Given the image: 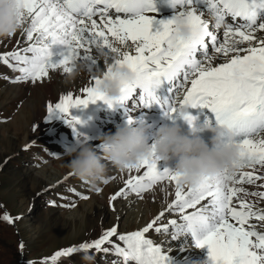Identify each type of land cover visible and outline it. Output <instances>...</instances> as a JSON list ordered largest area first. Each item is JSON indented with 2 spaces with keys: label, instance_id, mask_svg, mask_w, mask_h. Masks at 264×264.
<instances>
[{
  "label": "snow or ice",
  "instance_id": "snow-or-ice-1",
  "mask_svg": "<svg viewBox=\"0 0 264 264\" xmlns=\"http://www.w3.org/2000/svg\"><path fill=\"white\" fill-rule=\"evenodd\" d=\"M168 2L175 10L173 18L160 21L153 30V0H19L20 32L27 45L0 53V62L19 73L13 82L36 83L48 77L50 69L71 74L70 65L77 61H83L91 73L83 95L74 97L69 92L58 97L47 105V117L58 113L74 126L79 121L72 117V109L101 100L109 107L124 108L128 124L135 122L131 112L154 104L165 116L179 114L191 124L194 118L187 109L207 108L216 126L232 134L241 158L234 173L226 171L214 182L202 181L195 187L181 185L167 168L159 170L155 157L129 167L123 187L110 201L130 193L143 198L164 182L175 185L174 199L142 229L121 234L113 226L91 242L55 252L51 264L92 249L107 254L110 248L123 264H167L162 248L146 238L153 229L164 234L171 229L172 241L191 234L197 247L207 248L209 264H264V207L250 201L264 203V191L245 187L264 189V0ZM177 16L186 18L191 39L175 40ZM221 29L223 39L219 40ZM129 42L135 54L122 51ZM54 45L63 46L56 62L52 60ZM113 65L126 66L134 77L116 102L101 96L95 87L101 73L107 75ZM162 86L163 97L157 95ZM103 149V144L96 148ZM102 183L108 184L109 179ZM166 212L176 214L180 222L169 219L159 224ZM2 219L13 223L7 213Z\"/></svg>",
  "mask_w": 264,
  "mask_h": 264
},
{
  "label": "rangeland",
  "instance_id": "rangeland-1",
  "mask_svg": "<svg viewBox=\"0 0 264 264\" xmlns=\"http://www.w3.org/2000/svg\"><path fill=\"white\" fill-rule=\"evenodd\" d=\"M6 42L7 39H0V49ZM130 43L125 48L119 47L131 53ZM98 63L103 65L101 61ZM2 69L0 68V264H44L46 261L51 264V257L57 251L91 242L113 226H117L120 233L136 231L146 226V223L151 222L166 208L170 202L151 198L153 191L148 198L150 207L140 211L137 203L143 198L134 197L133 193L127 198L118 197L115 201H110V197L120 188V182L116 181L117 176L122 172L126 173L124 177L127 178L128 175L126 171L114 172V167L109 166L110 164L107 175L109 183L98 184L97 187L101 189L99 193L75 176H67V180L53 177V166L58 165L62 174L68 172L64 154L76 143L79 136H87L91 144L98 139L81 132V106L71 110L72 117L79 121L74 126H69L62 115L58 114L57 117L51 118L52 120L42 122L38 131L32 132L38 101L36 105L27 107L23 118L14 121V117L31 93L24 88L14 89L18 82L7 80L8 72ZM9 83L12 84L11 91L6 90L10 86ZM2 139L6 141L1 143ZM42 170L43 173L47 172L49 178L52 177L47 182L53 183L49 187L33 180V176ZM48 177L43 179L47 180ZM69 188L89 198L82 199L70 192ZM131 198L134 202L129 207ZM89 206L93 209L95 206L97 209L102 208L107 211V215H98L94 210L91 211ZM132 206L136 208L130 211ZM5 213L12 217V224L2 219ZM118 213L121 214L119 219L116 217ZM174 215L176 214L166 212L159 224H166L169 219H177ZM177 221L180 222L178 219ZM146 238L169 253V256L173 257L170 264H175L176 253L182 247L177 244L178 241L171 240V231L164 234L156 233L153 229L146 234ZM187 249L189 251L186 253L190 256L201 252L195 247L188 246ZM85 254L94 257V264H113V261L123 264L122 258L112 254L111 248L107 254L94 249L87 253L74 254L69 258H61L57 264H84L81 257ZM185 260L182 261L186 262ZM178 263L182 264L181 260Z\"/></svg>",
  "mask_w": 264,
  "mask_h": 264
},
{
  "label": "clouds",
  "instance_id": "clouds-1",
  "mask_svg": "<svg viewBox=\"0 0 264 264\" xmlns=\"http://www.w3.org/2000/svg\"><path fill=\"white\" fill-rule=\"evenodd\" d=\"M23 11L19 0H0V39H8L21 31L19 14ZM191 28L184 17L177 16L174 23V38L177 41L191 39ZM120 53L117 52V55ZM77 66L73 64L75 73ZM132 72L124 65H113L105 75L101 73L96 91L108 100L116 102L122 89L133 80ZM187 122V121H186ZM185 132L180 125L172 122L160 126L149 143L148 129L143 124H126L114 133L100 138L104 145L98 152L87 136L81 135L76 143L65 152V166L68 172L90 185L97 187L107 179L108 165L125 171L144 159L156 158L165 163L175 160L172 170L183 186L195 187L202 181L214 182L226 171L231 174L241 163L239 149L233 142L232 134L223 127L205 124L197 127L195 121L187 122ZM210 133L206 142L202 133ZM84 264H94V257L85 254Z\"/></svg>",
  "mask_w": 264,
  "mask_h": 264
},
{
  "label": "bare ground",
  "instance_id": "bare-ground-1",
  "mask_svg": "<svg viewBox=\"0 0 264 264\" xmlns=\"http://www.w3.org/2000/svg\"><path fill=\"white\" fill-rule=\"evenodd\" d=\"M154 2L157 0H153ZM196 3V0H194V4ZM114 13V10H112ZM175 14V10L173 12H170L167 15H154L150 14L151 18L154 19L153 23V30H156L160 27L159 22L160 21H167L169 19H172ZM122 15V14H121ZM210 19V18H209ZM218 39L222 40L223 39V30L221 29L220 32L217 33ZM8 42H6L3 46L2 49H0V53H3L5 51H10L14 48L18 49L21 46H26L27 41L26 37L22 36L20 31L17 32L16 35H14L11 38L7 39ZM17 41L20 43L18 44ZM131 44V43H130ZM120 45H118L119 47ZM125 48V47H123ZM132 51L130 54H135L134 48L131 46ZM63 50V46L59 45H54L51 48V51L53 53L52 55V60L53 62L58 61L61 56L60 53ZM123 50V49H122ZM124 51V50H123ZM95 55V51L93 52ZM103 63V60L100 59ZM0 68H3L2 71L8 72V77L6 76V79L10 81H14L15 76L19 75L18 72H14L11 68H9L7 65H4L2 62ZM13 64L15 63L14 61L12 62ZM77 66V69L75 73L71 74H65L62 69L58 68L55 70L50 69L49 70V76L44 78L41 81H38L36 83L32 82H18L16 84L14 89H28L29 92L31 93V96H28L27 100L23 103V105L20 108L19 113L14 117V121H18L19 119L23 118L25 115V112L27 110V107H32L34 104L36 105V102H39L38 107L35 108L34 111V117H33V125H32V132L38 131L41 127L42 122H47L51 118H55L58 116V113L55 115H52L51 117H47L46 114V107L49 103L53 101H57L58 97L68 94L71 92L73 96H82V88L87 85V83L90 81L91 73L87 70L85 67V64L83 61H77L75 63ZM73 67V65H70ZM103 66V65H101ZM10 86L6 88L7 91H11L12 89V84L9 83ZM157 95L160 96H165L166 92L164 87L162 86L161 89L157 91ZM16 101V100H14ZM73 110V109H72ZM81 113V118L83 119V130H81L82 133L84 134H90L94 136V138H97L98 140L94 142L92 145L95 148H98L101 144L100 138L104 136L105 134L109 133H114L117 128H122L127 124L128 117L125 116V109L119 106L118 104H113L112 107H109L104 101L98 100L95 103H89L87 106H81L80 108ZM131 118L135 121L136 124H143L147 129L146 135L149 136V143L152 142V137L154 136L155 131L162 125L164 124H170L172 122H175L176 124L180 125L181 121L178 117V114H175L171 118L167 117L164 115L163 111L158 105H152L151 107L148 108H139L136 109L135 112H131L129 114ZM192 117L194 118V121L198 127L203 126L205 124H209L212 126H216L215 124V119L213 114L207 109V108H199L197 107L193 114ZM52 120V119H51ZM19 134L21 133L20 131H17ZM25 134V133H23ZM16 135V134H15ZM202 138L208 142L210 140V133L204 132L201 134ZM2 137V136H1ZM17 139V138H16ZM6 139H2L1 143L5 142ZM63 161V160H62ZM61 163V162H60ZM175 160H170L169 162L165 163L163 161H158L157 162V167L159 170H164L165 168L169 170H174L175 168ZM111 166V165H109ZM51 170V169H50ZM52 170L55 171V174L53 177H59L58 179H63L67 177L66 172L62 174V170H60L59 166H53ZM120 171L119 169L115 168L113 171ZM46 171V170H45ZM65 171V170H64ZM114 171V172H115ZM42 172V173H41ZM41 172L36 173L33 176V180H38L39 183L45 184L46 187H49L53 183H47L48 180L50 181L52 177H48L46 173H43L44 170ZM41 173V174H40ZM126 173L122 172L117 176L116 181L120 182L118 183L119 187H123V181L126 179L124 177ZM135 174V173H133ZM40 175V176H38ZM46 175V176H44ZM51 176V175H50ZM122 176V177H121ZM128 176V175H127ZM43 177H48L47 180L43 179ZM116 177V176H115ZM56 179V180H58ZM53 180V179H52ZM55 181V180H54ZM47 183V184H46ZM245 187L248 188L249 191H264V189H257V186L254 185H245ZM119 188V189H120ZM163 189V190H162ZM174 189L175 185L172 183L164 182L162 184H157L152 190L149 191V193H145V197H143V200L139 203H137V206L139 207V211L143 208L148 209L150 207L149 200L148 198L151 196V198L159 199L161 201H168L171 202L172 199H174ZM153 193L149 195L151 192ZM134 197H137L135 194H133ZM129 199L128 205L131 207L134 201H131ZM96 201V200H95ZM251 202L257 203L258 207H264V203H261L259 201H256L255 198H250ZM136 202V201H135ZM142 203V204H141ZM100 204V202L98 203ZM135 204V203H134ZM127 205V206H128ZM90 210H94L97 212L98 215H107V211L104 209H97V206L93 209L92 206H89ZM125 207V206H124ZM137 207V208H138ZM136 208V207H135ZM130 208V211L135 209ZM96 209V210H95ZM129 214V211H128ZM116 215V214H115ZM120 213L116 215L118 219L120 218ZM175 218H178L177 215H174ZM146 223L145 225H147ZM144 226V225H143ZM145 227V226H144ZM143 228V227H142ZM140 228V229H142ZM138 229V230H140ZM171 231V230H170ZM169 231V232H170ZM129 233V232H127ZM127 233H121V234H127ZM178 241V245H180L182 248H180L177 253H176V258H175V264H180L178 263L180 260L182 264H195L199 262V264H209V257H208V250L207 248H199L195 244V240L191 236V234L186 235L185 237H181L176 240ZM175 242V243H176ZM188 246L190 247H195L196 250L201 251L200 253H197L196 255H189L186 252L189 251L187 248ZM185 249V250H184ZM164 251V250H163ZM165 252V251H164ZM165 255L168 257L167 264H170V262L173 260V257L169 256V253L165 252ZM183 259H186L182 261ZM196 262H194V261Z\"/></svg>",
  "mask_w": 264,
  "mask_h": 264
}]
</instances>
